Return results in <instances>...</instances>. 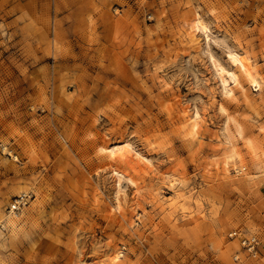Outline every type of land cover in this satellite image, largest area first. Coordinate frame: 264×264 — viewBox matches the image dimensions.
<instances>
[{
    "label": "rangeland",
    "instance_id": "obj_1",
    "mask_svg": "<svg viewBox=\"0 0 264 264\" xmlns=\"http://www.w3.org/2000/svg\"><path fill=\"white\" fill-rule=\"evenodd\" d=\"M230 50L262 84L229 97ZM262 127L264 0H0V264H264Z\"/></svg>",
    "mask_w": 264,
    "mask_h": 264
},
{
    "label": "bare ground",
    "instance_id": "obj_2",
    "mask_svg": "<svg viewBox=\"0 0 264 264\" xmlns=\"http://www.w3.org/2000/svg\"><path fill=\"white\" fill-rule=\"evenodd\" d=\"M196 18L197 19H194L195 20L194 23L190 25V32L197 33L198 31H202L204 33H207V35H209L208 34L209 27L203 23L204 21L202 22V20H200V17L197 16ZM229 57L232 60L233 65L235 64L240 69L241 74H239L236 71L226 68L225 65H222V63H219L217 61L215 62V65L218 71L217 73H219V77L223 85V88L225 90L224 93L226 94V96L228 95L230 97V96L235 95L236 90L239 88L245 89L244 79L254 86H260L262 84L260 78L258 77V71L256 67L254 66V64H252L253 62H251L250 58L247 57V55L245 56V55H242L241 53L236 52L235 50L234 51L230 50ZM221 109H224V108L222 107ZM201 117H202L201 113L198 110H196L193 113L192 118L187 119L188 125L190 127V133H195L197 131V129L200 126ZM262 129H263L262 131L264 132V127H262ZM233 134L236 135V132ZM239 134H240V138L242 139V142L244 143L245 147L249 151L248 154L251 153L253 155L258 150L256 149L257 145L255 144L256 143L255 140L253 139V137L242 136L241 130H239ZM227 139H228V143L231 145L228 146L223 151V153H221L222 155L221 162L225 165V167L228 166V164L231 161H234L236 163L238 161L237 159L244 160L242 157L244 155H242L241 153L243 151H240L241 150L239 149L240 147L236 145L237 141L235 140L236 141L235 142L233 140L232 135H230L229 133H228ZM102 149H103L102 151L106 153V156L109 157V161L110 162L112 161L118 166V167H114L113 171L118 175L120 180L123 177H127L133 181V179L130 178L129 173H127L125 169L120 168L119 165L121 163H126V164L130 163L132 159H136L138 162H145L146 160H148L147 157H145V155H143L139 150L135 148L134 143L128 138L127 139L125 138L121 142L115 143L113 145H105L102 147ZM217 157L221 158V156H217ZM215 159H216V156H215ZM218 163H220V159L217 160V164Z\"/></svg>",
    "mask_w": 264,
    "mask_h": 264
},
{
    "label": "built area",
    "instance_id": "obj_3",
    "mask_svg": "<svg viewBox=\"0 0 264 264\" xmlns=\"http://www.w3.org/2000/svg\"><path fill=\"white\" fill-rule=\"evenodd\" d=\"M27 194H21L18 196V198L15 200V202L12 203V209L19 210L23 205L27 204ZM232 235H238L236 231L232 232ZM241 242L243 247L251 254H258V248H259V239L256 235H246L242 236Z\"/></svg>",
    "mask_w": 264,
    "mask_h": 264
}]
</instances>
